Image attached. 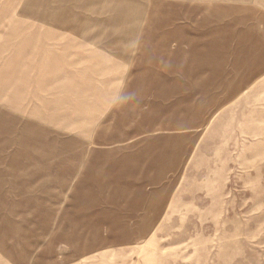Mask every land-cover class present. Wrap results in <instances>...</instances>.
<instances>
[{"label":"rangeland","instance_id":"374dc122","mask_svg":"<svg viewBox=\"0 0 264 264\" xmlns=\"http://www.w3.org/2000/svg\"><path fill=\"white\" fill-rule=\"evenodd\" d=\"M121 1L0 0V264H264V0Z\"/></svg>","mask_w":264,"mask_h":264},{"label":"crops","instance_id":"0c3cea01","mask_svg":"<svg viewBox=\"0 0 264 264\" xmlns=\"http://www.w3.org/2000/svg\"><path fill=\"white\" fill-rule=\"evenodd\" d=\"M111 1H113V0H82V3L85 5V6H87V8L89 9V11H90V13H94V11L97 9V12H98V10H99V12H100V8L102 7V6H104V5H108ZM115 2L114 3H112V8H115V10H114V12H121L122 10V1L121 0H114ZM195 5H198V4H195ZM93 7V8H92ZM95 9V10H94ZM94 10V11H93ZM120 16V15H119ZM119 16L117 17V18H119ZM59 27H61V26H59ZM64 29V28H63ZM65 31H69V32H72L73 30L72 29H70V30H72V31H70V30H68V29H64ZM73 34H75L76 36H79V37H81V40H83L84 39V37L85 36H83V35H81V34H77V33H74V32H72ZM83 38V39H82ZM80 39V38H79ZM84 40H90V39H86V37H85V39ZM68 60V59H67ZM69 64V63H68ZM70 65H72L71 63H70Z\"/></svg>","mask_w":264,"mask_h":264}]
</instances>
